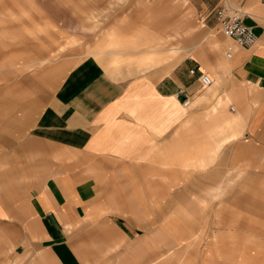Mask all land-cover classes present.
<instances>
[{
    "label": "crops",
    "instance_id": "crops-1",
    "mask_svg": "<svg viewBox=\"0 0 264 264\" xmlns=\"http://www.w3.org/2000/svg\"><path fill=\"white\" fill-rule=\"evenodd\" d=\"M185 1L210 31L205 51L123 80L88 55L35 112L37 79L57 74L30 65L43 57L41 3L0 0V264H123L155 233L179 243L170 208L189 192H225V219H250L249 192H264V0ZM53 2L48 31L59 9L73 14ZM219 8L242 16L252 46L222 38ZM150 219L164 220L156 232Z\"/></svg>",
    "mask_w": 264,
    "mask_h": 264
},
{
    "label": "rangeland",
    "instance_id": "rangeland-1",
    "mask_svg": "<svg viewBox=\"0 0 264 264\" xmlns=\"http://www.w3.org/2000/svg\"><path fill=\"white\" fill-rule=\"evenodd\" d=\"M33 2L27 0V7L32 8ZM59 2L72 7L73 14L70 17V11L68 15L59 9L56 16L57 30L48 31L46 28L50 25L44 22L49 20V13L55 8L54 2L40 0L43 57L32 61L30 65L39 66L46 61L47 66L57 65V74L53 78L42 75L37 79L42 93L33 96L34 103L30 109L35 112L42 106L47 94L54 91L65 70L88 55L103 61L102 67L107 73L110 71L113 77L123 80L150 73L162 75L189 57V54L192 56L195 50L205 51L201 45L210 31L201 27L197 16L193 15L192 18L189 13L192 8L185 0ZM165 19L166 25L171 24L170 27L161 26ZM178 22L180 30L176 27ZM187 23L192 26H187ZM220 34L227 39L221 31ZM33 75L35 77L36 72ZM190 105L192 107L194 104L190 103L186 107ZM205 161L202 157L199 163ZM249 194L250 219H225V192L187 193V200L182 206L170 208V215L175 216V219H168L169 226L175 231L184 229L182 235L186 239L180 241L181 236L178 234L177 243L174 241L176 234L155 233L148 248L144 247L145 243L138 245L137 252H142L143 256L127 255L123 264H129L136 258L138 260L130 264H264V192L250 191ZM240 215L241 212H238L237 218ZM150 220L153 232L164 221ZM66 226L71 228L70 224ZM136 248L134 244L127 250L134 252ZM74 250L78 253L77 249ZM90 263L95 264V260Z\"/></svg>",
    "mask_w": 264,
    "mask_h": 264
},
{
    "label": "built area",
    "instance_id": "built-area-1",
    "mask_svg": "<svg viewBox=\"0 0 264 264\" xmlns=\"http://www.w3.org/2000/svg\"><path fill=\"white\" fill-rule=\"evenodd\" d=\"M215 16L219 24L220 31L240 46L250 47L256 41V34L253 29L246 25L242 16L238 12L229 13L223 8H219L215 11ZM226 56H231L229 49L226 51ZM190 73H194V69L189 70ZM197 79L200 81L201 86L208 87L213 83V79L206 72L198 74ZM185 105L187 102L184 103Z\"/></svg>",
    "mask_w": 264,
    "mask_h": 264
}]
</instances>
